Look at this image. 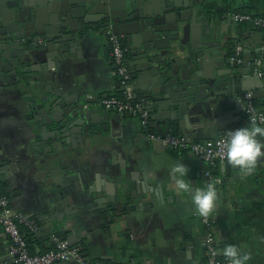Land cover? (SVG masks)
<instances>
[{
	"label": "crops",
	"instance_id": "1",
	"mask_svg": "<svg viewBox=\"0 0 264 264\" xmlns=\"http://www.w3.org/2000/svg\"><path fill=\"white\" fill-rule=\"evenodd\" d=\"M48 1L52 0L43 5V0L41 4L32 0L40 19L49 7ZM68 1L73 11L69 21L80 27L73 44L56 54L40 47L45 41L42 35L15 40L20 44L28 41L27 47L32 46L28 48L34 57L28 60V77L20 81L22 85L5 81L0 86V191L14 211L37 225L35 232L21 226L29 250L46 252L56 240L67 242L73 238L77 242L73 247L82 246L87 254L86 262L206 264L203 220L195 211L191 195L178 194L173 184L171 169L181 161L190 169L186 179L194 187L206 188L211 173L216 172L217 207L209 218L220 258L227 259L222 254L227 245H236L243 253H251L246 264H264V161L245 175L227 160L209 166L191 154L149 140L137 118L104 110L101 98L119 93L109 56L111 33H103L104 28L84 30L85 0H65ZM105 2L115 11L128 6L136 12L143 10L150 18L165 10V0H103L101 5ZM174 4L171 25L177 37L170 42V48L176 52L168 62H162L160 57L155 65L152 59H143V46L135 35V42L130 36H118L131 74L129 89L152 116L148 131L209 142L228 131L250 126L242 103L236 104V96L231 94L233 87L218 98L226 109L221 115L213 114L209 108L210 103H216L208 101L211 97L207 98L204 89L185 101L164 95L162 89L177 77H192L195 68L200 77H213L222 70L223 58L233 63L231 56L239 50L241 63L236 62L239 68L233 69L231 76L240 78L244 90L250 88L248 91L263 95L264 77L256 82L252 64L260 58L264 74V30L235 23L228 14L263 16L264 0H174ZM47 13L53 21L61 19L49 9ZM237 29L245 36L241 39L244 46L230 42ZM10 42L8 39L2 45ZM201 48L211 49L212 57L207 51L202 55ZM192 53L198 58L190 63L185 58ZM244 56L249 57L246 66L242 65ZM34 91L38 97L61 95L63 103L81 102L87 120L104 123L86 137L79 133L78 125H65L55 146L51 132L42 133L31 117L29 93L33 96ZM254 103L264 111V97ZM219 107L216 112H220ZM54 118L62 119L63 113H54ZM79 122L84 124V120ZM260 139L264 142V138ZM4 163L6 166L1 167ZM204 176H208L207 180ZM222 180L227 184L223 185ZM144 188V199H138ZM60 189L68 190V195L63 193V197L58 193ZM126 198L133 200L135 209L127 213L125 221L109 224L110 218L97 215L99 204L123 203ZM54 207L59 210L49 216ZM9 245L0 227V264H13ZM59 264L80 263L71 260Z\"/></svg>",
	"mask_w": 264,
	"mask_h": 264
},
{
	"label": "water",
	"instance_id": "2",
	"mask_svg": "<svg viewBox=\"0 0 264 264\" xmlns=\"http://www.w3.org/2000/svg\"><path fill=\"white\" fill-rule=\"evenodd\" d=\"M46 1L47 0H43V5ZM101 2H103V0L84 1V9L82 10V13L84 14L82 18L84 30L87 27L91 29L104 28L105 31L103 33L105 34L111 33L116 36H130L133 42H135V35L140 40L139 45L143 46V59H152L155 65H157L156 62H158L160 57L162 58V62L164 60L168 62L170 55L176 52L174 49L170 48V42L177 37L175 29L171 25L174 19L172 16L175 7L174 0H165V10L163 14L151 18L149 15H144L145 13H143V10H140L141 12L137 10L136 12L135 8L128 6L127 9L123 8L120 12L119 10L115 11L112 9L106 2L101 5ZM31 3L32 0H0V86H2L5 81L20 83V81L23 80L25 82L26 77H28L26 74V71L30 70L28 60H33L34 58L31 51H28L30 50L28 48H32V46L28 45L27 47L28 41L20 44L15 40L20 38H30L32 35H42L44 36L45 41L40 47L49 50V52H56L57 54L58 51L64 50V48L67 47L69 48V46L73 44L77 31L80 28H76L71 21H69V16L73 12L70 10L69 1L68 3H66L65 0H52L49 2L47 5L49 6L47 7L49 12L61 16V19L57 17L59 20H54L55 22L51 16H49V13H47L48 9L40 19V15H38L36 11L37 8H34ZM37 4H41V0H38ZM31 16L34 19H32ZM26 17H28V19H26ZM177 17L179 18V16ZM27 23L30 25L27 26ZM251 30L255 33L256 30L260 29L258 28L255 30L251 28ZM27 31H29V34H27ZM81 34H83V32ZM242 36L245 37L241 30L237 29L234 36L230 39V42L238 46H244L241 42ZM8 39L12 40V42L5 46L2 45V43ZM199 51L202 55H205L206 51L207 54H211L212 52L211 49L205 50L204 48L199 49ZM180 52H182V50ZM58 55L60 56V53ZM210 57H212V54ZM197 58L198 57L192 53L188 54V57L185 59L191 63ZM223 60L224 64L221 66L222 70H219L213 75V77H200L197 68H195L193 69L192 77H177L176 79L167 82L162 89V93L167 96L173 95L179 101H185L184 99L200 95L201 91L204 89L208 92L207 98L211 97L208 101L216 103V106H214L213 103H210L209 108L211 111L213 110V114L221 115L220 113L225 112L226 109L221 107V102L218 101V98L224 90L228 93V91H230L229 87H233L232 89L234 90L231 94H233L234 97L236 96L235 101L237 104L241 103L240 98L242 94L248 92V89H250L247 88L244 90L243 84L241 85L238 80L240 78L238 76H231L232 70L238 69L239 64L235 61L230 63V58H223ZM244 60L245 63L242 65L246 66L249 57L244 56ZM224 75L226 77H224ZM17 77L20 79L16 80ZM259 81L260 79H256V82ZM20 85L22 84L20 83ZM241 92L242 94H240ZM29 97L30 103L28 107L32 110L31 117L35 121L37 129L42 133L47 131L51 132V137L55 141V146L59 144L57 143V140H61L58 137H62L61 132L65 125L67 127L72 123L78 125L80 127L78 129L79 133L86 137L93 134L95 129H99L100 125L104 123L103 121L94 122L90 119L87 120V112L83 110L81 102L74 104H69L67 102L63 103L59 98L61 95L56 94V96L46 95L44 97H38L37 92L34 91L33 96L29 93ZM261 97H264V94H259V92L255 90L252 92L253 100L259 101ZM147 99H149V96H147ZM150 100H153V97H151ZM217 107L220 108V112H216L215 109ZM60 111L63 113V118H54V113ZM79 120H84V124H80ZM40 138L43 139L42 134L40 135ZM4 166H6L5 163L1 167ZM215 174L216 172L211 173L209 177L210 181H214ZM203 178L207 180L208 176H204ZM222 184L225 185L227 183L225 180H222ZM216 188H218V186H216ZM146 192L147 191L144 188L139 193V196H137L138 199H144V194H146ZM58 193L64 197L66 196L64 194L68 195V190L60 189ZM223 196H225V193H223ZM137 204H139V202H137ZM123 206L125 209H122ZM97 209V215L103 214L105 217L110 218L109 224H115L116 222L119 223L120 221H125V216H127L129 211L135 209V204L133 203V200L126 198L123 203L117 202L113 204L108 202L105 206L104 204H99ZM56 210L59 209L56 207L51 208L48 215L50 216ZM56 219L57 218L54 220ZM43 231L45 230L41 229V232ZM60 233L63 234V232ZM67 243L70 246H77V242L73 238L68 239ZM82 256L86 261H89L85 252L82 253Z\"/></svg>",
	"mask_w": 264,
	"mask_h": 264
},
{
	"label": "built area",
	"instance_id": "3",
	"mask_svg": "<svg viewBox=\"0 0 264 264\" xmlns=\"http://www.w3.org/2000/svg\"><path fill=\"white\" fill-rule=\"evenodd\" d=\"M228 15L235 23L264 30V15L259 16L246 12H233ZM108 44L109 56L114 67V76L117 80L119 93L115 96L101 98L100 105L104 110L137 118L146 137L165 148L191 154L209 166L226 161L220 154L219 142L226 140L227 135L220 136L209 142H195L184 136L149 132L148 124L152 116L149 110L135 98L129 89L131 74L126 60V50L122 41L118 36L109 34ZM231 60L241 63L239 50L234 51ZM261 61L258 58L252 64V75L258 79L264 77L261 71ZM240 101L246 122L251 124L255 120L259 123V118L264 116V111L255 105L252 99V92L248 91L244 93ZM201 218L205 226L203 244L205 247L206 264H231L230 260L220 258L218 254L215 247L211 219L209 217L206 220L203 217ZM21 226L27 228L30 232H35L38 229L33 220L27 218L23 213L13 210L8 198L0 191V227L9 240V255L12 258L13 264H59L71 260H76L80 264H113L109 261L86 262L78 247L70 246L63 240H56L54 247L46 252L32 254L21 231Z\"/></svg>",
	"mask_w": 264,
	"mask_h": 264
},
{
	"label": "clouds",
	"instance_id": "4",
	"mask_svg": "<svg viewBox=\"0 0 264 264\" xmlns=\"http://www.w3.org/2000/svg\"><path fill=\"white\" fill-rule=\"evenodd\" d=\"M264 116L259 123L253 120L250 126L239 127L228 131L227 139L219 142L220 154L233 168H238L241 175L251 173L259 163L264 161ZM190 169L181 161L171 169L173 184L176 192L189 193L195 211L205 220L216 210L217 188L215 181H209L206 188L194 187L186 179ZM223 256L231 264H246L251 253H243L236 245H227L222 250Z\"/></svg>",
	"mask_w": 264,
	"mask_h": 264
},
{
	"label": "trees",
	"instance_id": "5",
	"mask_svg": "<svg viewBox=\"0 0 264 264\" xmlns=\"http://www.w3.org/2000/svg\"><path fill=\"white\" fill-rule=\"evenodd\" d=\"M245 25V24H244ZM118 95V94H117ZM21 229H23V228H21ZM27 242V241H26ZM79 248H80V251L81 252H83V249H82V246H79ZM30 251V250H29ZM30 253H32L31 251H30ZM33 254V253H32Z\"/></svg>",
	"mask_w": 264,
	"mask_h": 264
}]
</instances>
